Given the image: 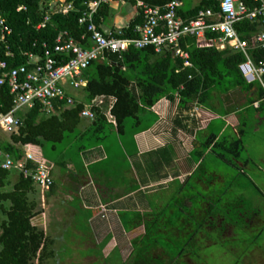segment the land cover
Masks as SVG:
<instances>
[{
	"label": "trees",
	"instance_id": "obj_1",
	"mask_svg": "<svg viewBox=\"0 0 264 264\" xmlns=\"http://www.w3.org/2000/svg\"><path fill=\"white\" fill-rule=\"evenodd\" d=\"M52 1L0 0V14L6 18L13 30L12 35L7 37V42L0 44V60H7L9 67L26 64L28 61L26 52L43 56L45 44L53 49L59 34L64 31L85 47L90 46L89 40L83 39L87 32L86 27L79 24V18L86 9V2L91 0H68L74 3V10L68 14L52 13L51 20L46 26L39 28L47 12L52 9L50 4ZM144 1L153 6L165 7L174 0ZM181 1L186 5L190 4L188 0ZM246 1L252 7L260 5L259 2ZM20 7L22 8L19 9ZM204 8L219 10V0H202L195 6L190 4L188 8H181L179 11L185 18L191 19ZM107 11L108 4H103L95 16L97 25ZM139 22L137 19L128 28L123 29L125 36L134 37L136 35L134 29ZM236 29L242 38L249 39L264 30V20L245 19L236 24ZM216 36L213 33L207 34L208 39ZM197 42V38L194 37L182 41V46L190 54L193 67H185L184 60L175 56L173 52L157 53L153 47L143 49L131 47L123 52L121 57L118 54H108L107 60L92 62L85 71L88 79L85 87L86 100L90 101L98 95L116 96L112 115L122 136L126 133L133 135L139 132L147 108H152L162 97L175 101L178 96L182 110L190 109L196 102L213 110L224 105L222 96L239 89L247 95L244 106L253 110L255 102H259L256 110L262 112L264 76L263 83L258 79L251 82L246 79L240 68L247 61L244 53L229 47L221 50L214 45L199 46ZM8 51L13 52L14 56H7ZM251 55L257 64L264 61L263 49H254ZM70 58L71 56H62L65 62ZM122 66H125L126 70H123ZM14 107L15 94L11 92L8 84L0 86V111L8 113ZM41 110V105L37 104L24 114L17 113L23 123L17 132L12 133L15 143L38 144L41 138L53 141L64 139V133L72 131L78 123L83 105L76 104L73 109L66 111L63 119L58 116L41 117ZM95 110L97 112L95 125L103 128L108 124L107 119L99 108L95 107ZM243 132L241 128L239 136L231 142L232 148H228L231 152L241 144ZM222 138L223 140L219 134L213 133L205 145L207 147L213 145L212 150L216 147L225 148L228 139L224 134ZM5 150L15 154L17 159L25 158L24 151L16 146H6ZM223 156L221 154V157ZM9 174L8 170L0 167V186L5 185V179ZM33 183L32 179L22 175L21 181L13 191L0 190V207L5 215L0 222V264H37V260L39 264H43L53 255V243L45 231L33 223L38 213L36 202L31 201L29 197ZM7 202L8 206L5 205ZM140 242L142 241L135 243L131 257L137 252ZM160 259L158 256L157 260Z\"/></svg>",
	"mask_w": 264,
	"mask_h": 264
},
{
	"label": "crops",
	"instance_id": "obj_2",
	"mask_svg": "<svg viewBox=\"0 0 264 264\" xmlns=\"http://www.w3.org/2000/svg\"><path fill=\"white\" fill-rule=\"evenodd\" d=\"M138 1L127 0L121 2L120 0H113L108 3L107 14L101 16V21L98 24L99 28L106 35H116L117 32L128 28L137 19L140 20L138 24H141L143 18L140 17L141 9L138 7ZM201 1L192 0L190 4L195 6ZM182 3L181 8L186 9V4ZM125 14L127 15L125 16ZM111 17H114L115 22L111 21ZM209 40L208 38L206 40L197 39V43L200 46V43L204 44ZM89 47H91V43ZM107 58L104 60H107ZM105 63L112 64V62ZM122 69L126 70V67L122 66ZM85 71L82 76L84 81L82 85L75 87L67 82L64 87L68 95L78 102L77 104L83 105V110L86 103H90L95 98L105 97V103L97 108L105 115L108 124L103 128H98L95 125L97 112L94 107L95 119L84 117L81 114L73 130L64 133V139L59 141L41 138L38 144L15 143L12 133L0 129V150L9 153L5 148L13 145L22 149L25 155L27 152H31L36 161L44 162L50 166L54 179L51 190L44 192L36 183H33L32 189L29 191V197L31 201L37 204L36 211L38 213L33 219V223L45 231L49 240L53 243L52 248L56 243L62 241L59 231L56 230L55 232L56 239L51 237L49 233L51 217H56L60 213L59 211L57 214V210H53V205L59 199H64L66 201L65 206L61 210L66 214L64 213L63 220L65 218L71 221L75 220L74 223L68 224L78 225L76 220L80 215V210L88 214L87 221L88 226L91 228V235L74 227L76 236L72 238L73 240L74 238L80 240V237H82L85 244L83 249L94 248L96 244H104L107 255L116 250H119L122 254L118 244L123 241L121 238L132 244L134 241H142L147 235L143 216L139 218L138 215L133 220L129 219V215L127 216L128 212L132 213L134 210L136 212L150 210L148 200H143L144 191H153L162 186L168 190L171 188L172 183L179 182L180 188L175 190L174 196L182 197L184 193H188V190H191L189 188L191 186L190 182L204 163V156H200L198 159L197 155L201 152L206 153V151H203L204 147L207 151H213V145L207 147L204 143L198 142V133L210 130L216 120H221L223 125L218 133L219 136L225 134L228 130H232L239 135L240 129L246 124L245 113L251 108L244 106L247 99L246 94L245 102L231 109L224 95L222 96L224 105L213 110L198 103L201 116L196 117L192 116L191 113L197 102L192 104L190 109L182 110L179 106L178 96L175 101L162 97L152 108H147L146 115L139 126V132L131 136H129L131 133L124 134L123 136L128 138L123 140L122 135L117 130L112 109L110 110L111 99L116 98V96L98 95L87 101L85 87L88 79L85 76ZM56 106L57 109L53 114H47L41 110V117L58 116L63 119L66 111L73 109L76 105L69 106L65 102H56ZM254 108L257 119L264 120L262 112L256 110L258 106L255 105ZM30 109L32 108H21L15 114L17 115L19 112L24 114ZM149 115L153 116L151 122ZM9 154L17 159L15 154ZM3 161L4 158L0 156V167H2ZM114 161L124 163L127 171H117V164L112 169L106 166V164L114 163ZM30 164L35 165L34 161ZM133 169L136 172L135 179H138L139 182V186L136 184V187L130 183L133 179ZM8 171L10 174L5 179V185L0 186V190L3 192L13 191L23 175L17 169ZM199 181L202 182V180ZM58 188H60V193L55 195ZM49 192L53 195V205L47 198ZM73 196L79 198L80 210L70 205V197ZM184 200L185 206L192 207L194 205L192 198L186 197ZM5 205L8 206L9 203L7 202ZM52 210L54 211L53 214ZM0 211L4 214L1 207ZM42 216L44 222L38 225L35 221ZM3 219L4 217L0 218V222ZM63 226L64 223L62 222L59 227ZM117 226L122 227L123 237L121 235L119 237L116 233ZM54 228H57V226L55 225ZM134 228H142L140 231L135 232L137 238H134ZM139 233L142 235H138ZM133 250L125 258H131Z\"/></svg>",
	"mask_w": 264,
	"mask_h": 264
},
{
	"label": "rangeland",
	"instance_id": "obj_3",
	"mask_svg": "<svg viewBox=\"0 0 264 264\" xmlns=\"http://www.w3.org/2000/svg\"><path fill=\"white\" fill-rule=\"evenodd\" d=\"M189 5L187 3L186 8ZM111 21L115 22L114 17ZM225 98L231 109L243 104L246 95L237 89ZM149 118L151 122L153 116L149 115ZM245 118L242 142L237 149H233L234 152L229 150L231 142L239 135L228 130L224 134L228 139L225 148L216 147L207 151L204 147L206 153L197 155L198 159L204 156V163L190 182L191 190L184 196H174L175 190L180 188L179 182L172 183L168 190L162 186L144 191L143 200H148L150 210H134L127 216L130 220L143 216L147 235L129 259L125 257L132 252L137 241L131 244L121 238L123 241L118 244L123 255L119 250L107 255L104 244L83 249L82 237L80 240L72 239L76 236L74 227L91 235L88 214L80 210L79 198L70 197V205L80 210L76 220L78 225L72 226L68 223L75 220H63L65 212L61 208L66 201L59 199L53 205V195L49 192L47 198L53 210H57V214L60 211L56 217L51 215L49 233L55 238L56 230L59 231L62 241L55 244L52 257L43 264H264V120L257 119L252 109L245 113ZM222 125L221 120H216L210 130L200 131L198 142L205 144L212 133H219ZM122 138L127 140L128 137ZM116 164L117 171H127L124 163L118 161L106 166L112 169ZM132 173L130 183L134 187L136 184L139 186L134 169ZM59 193L60 188L55 195ZM186 197L192 198V207L184 205ZM3 217L5 215L0 211V218ZM42 219L43 216L35 222L41 225L44 222ZM62 222L64 228L59 227ZM55 225L57 228H54ZM141 229L134 228V238L135 232ZM116 233L119 237L124 236L121 226L116 227ZM158 256L160 260H157ZM36 263L39 264V261Z\"/></svg>",
	"mask_w": 264,
	"mask_h": 264
},
{
	"label": "built area",
	"instance_id": "obj_4",
	"mask_svg": "<svg viewBox=\"0 0 264 264\" xmlns=\"http://www.w3.org/2000/svg\"><path fill=\"white\" fill-rule=\"evenodd\" d=\"M112 1L86 2V9L79 18V24L86 27L87 34L83 36V39H88L91 47H84L81 42L64 31L59 34L53 49L45 44L43 56L26 52L25 55L28 57L26 64L11 68L7 60H0V86L8 84L11 92L15 94L14 109L8 113L0 111L1 130L14 133L20 129L23 122L15 112L21 108H33L40 104L43 112L53 114L57 109L56 102L75 106L78 102L68 95L64 84L69 82L75 87L82 85L83 72L92 62L106 59L108 54H118L121 57L123 52L131 47L137 49L153 47L157 53L171 51L184 60L185 67H193L190 54L182 46V41L188 37L206 40L208 33L217 36L207 43H200V46L214 45L221 50L229 47L244 53L247 61L240 66L242 73L249 82L258 79L263 83L264 61L257 64L252 58L251 51L264 50V30L257 32L249 39H244L236 29V24L245 19L264 20V0H249L259 2L258 7H252L246 0H219V10L204 8L191 19H185L180 15L179 10L183 5L180 0H174L165 7L153 6L139 0L138 7L141 9L143 21L136 25L134 37L125 36L123 30L116 35H106L96 24L95 16L100 7ZM50 4L52 9L47 12L39 28L46 26L51 20L52 13L68 14L75 8L74 3L68 0H53ZM12 32L6 18L0 14V44L6 43L7 37L12 35ZM6 55L14 56L11 51H8ZM63 55L71 56V58L65 62L62 59ZM115 102L116 98H112L110 110ZM104 103L105 97L95 98L90 103H86L82 116L95 119L94 107ZM255 105L259 106V102H255ZM199 110L197 103L191 115L200 117ZM0 156L4 158L2 168L17 169L25 178L32 179L42 191L51 190L54 179L50 166L36 161L31 152H27L24 159L18 160L2 150H0ZM32 161L35 165L30 164Z\"/></svg>",
	"mask_w": 264,
	"mask_h": 264
}]
</instances>
